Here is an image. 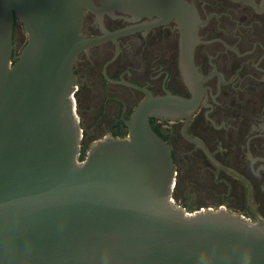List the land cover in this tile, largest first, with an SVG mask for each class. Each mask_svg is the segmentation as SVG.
<instances>
[{"label": "water", "instance_id": "obj_1", "mask_svg": "<svg viewBox=\"0 0 264 264\" xmlns=\"http://www.w3.org/2000/svg\"><path fill=\"white\" fill-rule=\"evenodd\" d=\"M176 1L179 14L185 2ZM85 7L95 8L0 0V264H264V219L191 211L173 196L172 149L149 115H188L198 98L134 83L146 96L126 121L129 135L97 139L79 160L74 63L90 42L80 31ZM16 18L28 39L12 63Z\"/></svg>", "mask_w": 264, "mask_h": 264}, {"label": "flooded vegetation", "instance_id": "obj_2", "mask_svg": "<svg viewBox=\"0 0 264 264\" xmlns=\"http://www.w3.org/2000/svg\"><path fill=\"white\" fill-rule=\"evenodd\" d=\"M92 1L74 96L94 135H129L126 121L146 96L134 83L154 95L198 98L188 115H149L172 149L174 197L264 219V0H184L180 17L176 0ZM20 22L15 60L28 39L23 25L18 40Z\"/></svg>", "mask_w": 264, "mask_h": 264}, {"label": "rangeland", "instance_id": "obj_3", "mask_svg": "<svg viewBox=\"0 0 264 264\" xmlns=\"http://www.w3.org/2000/svg\"><path fill=\"white\" fill-rule=\"evenodd\" d=\"M19 27V36H18V40L19 42L21 41L20 38H22L24 32L22 30V27H23V23L20 22V24L18 25ZM74 99H75V103H76V106H77V113L79 115V119H80V125L83 129V137H82V142L84 141L85 143L87 144H93L97 139H100V138H103L105 136H100V135H94L95 132H94V121L90 118V115H89V111H86L85 109H83L84 107L81 105V103L78 104L75 96H74ZM102 124V122H99V124ZM105 127V125H104ZM85 130H88V134H85Z\"/></svg>", "mask_w": 264, "mask_h": 264}, {"label": "trees", "instance_id": "obj_4", "mask_svg": "<svg viewBox=\"0 0 264 264\" xmlns=\"http://www.w3.org/2000/svg\"><path fill=\"white\" fill-rule=\"evenodd\" d=\"M14 61H15V59L13 58V61H12V63H14ZM149 121H150V123H151V125H152V127L155 129V131L159 134V135H161L163 138H165L164 137V135H163V133L160 131V129L157 127V125H156V123L154 122V121H152L151 119H149ZM122 137V136H121ZM89 148H90V146H89V144H83L82 142H81V145H80V153H79V160L80 161H83L85 158H86V155H87V151L89 150ZM174 196V195H173ZM178 200V199H177ZM183 206L185 207V208H188V210H194V209H199L200 208V206H197V207H195V205L193 204V203H191L189 200H185L183 203Z\"/></svg>", "mask_w": 264, "mask_h": 264}]
</instances>
